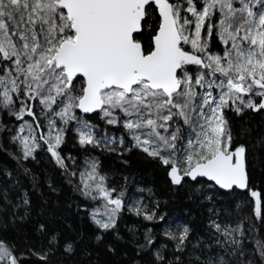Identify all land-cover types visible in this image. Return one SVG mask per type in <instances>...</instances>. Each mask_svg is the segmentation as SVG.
<instances>
[{
  "label": "snow or ice",
  "instance_id": "snow-or-ice-1",
  "mask_svg": "<svg viewBox=\"0 0 264 264\" xmlns=\"http://www.w3.org/2000/svg\"><path fill=\"white\" fill-rule=\"evenodd\" d=\"M0 157V264H264V0H0Z\"/></svg>",
  "mask_w": 264,
  "mask_h": 264
},
{
  "label": "trees",
  "instance_id": "trees-1",
  "mask_svg": "<svg viewBox=\"0 0 264 264\" xmlns=\"http://www.w3.org/2000/svg\"><path fill=\"white\" fill-rule=\"evenodd\" d=\"M3 161V157H0V162ZM144 178L147 179V180H150L152 177H151V174L147 171L144 172Z\"/></svg>",
  "mask_w": 264,
  "mask_h": 264
}]
</instances>
